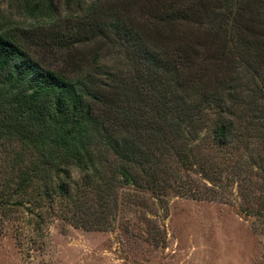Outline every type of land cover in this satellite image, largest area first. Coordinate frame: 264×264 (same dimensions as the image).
Segmentation results:
<instances>
[{"label": "trees", "instance_id": "trees-1", "mask_svg": "<svg viewBox=\"0 0 264 264\" xmlns=\"http://www.w3.org/2000/svg\"><path fill=\"white\" fill-rule=\"evenodd\" d=\"M7 1L6 9L0 7V145L8 143L12 149L2 151L0 158V208L10 204V194L34 191L36 182L46 184L56 198H72L70 167L87 171L95 158L108 153L123 162L127 181L135 182L129 172L147 157L142 143L165 146L168 139H183L203 120L207 104L221 109L215 138L241 144L240 129L250 112L258 110L260 90L246 98L244 76H254L233 56L253 53L260 62L255 72L264 71V18L253 23L243 18L248 11L264 12V0H139L148 12L146 24L157 27L154 33L129 19L127 23L113 4L66 0L63 7L69 14L61 17L54 0ZM18 14L33 24L24 29L23 22L10 20ZM48 24L53 33L41 38ZM204 27L208 59L218 70L211 71L209 61L198 63L202 41L188 36ZM232 27H241L236 37ZM182 28L176 57L164 56L151 44L156 35L171 38ZM34 41L41 42V51L66 54L65 67H45ZM88 43L106 55L82 61L75 50ZM109 57L110 63L102 61ZM249 118L254 123L259 117ZM258 126L264 129L263 122ZM82 184L85 188L87 180Z\"/></svg>", "mask_w": 264, "mask_h": 264}, {"label": "rangeland", "instance_id": "rangeland-1", "mask_svg": "<svg viewBox=\"0 0 264 264\" xmlns=\"http://www.w3.org/2000/svg\"><path fill=\"white\" fill-rule=\"evenodd\" d=\"M54 1L61 17L67 16L66 0ZM85 1L118 6L125 20L137 28L144 27L148 33L157 30L146 24L148 12L139 0ZM9 4L0 0L1 9ZM233 10L238 16L237 8ZM243 18L259 21L264 18L263 9L260 13L248 11ZM10 20L23 22L24 29L33 24L19 14ZM241 27H232L235 37ZM184 30L171 31L175 34L171 38L156 35L154 39V34L149 38L164 56L174 58L181 52ZM194 31L188 36L196 35L203 44L197 50L198 63L209 61L211 71L217 69L208 59L207 27ZM51 33L48 24L40 36ZM40 45L34 41L45 67H65L66 54L58 49L41 51ZM98 53L106 55L95 43L75 50L85 63ZM243 55L237 52L233 58L242 61L241 66L252 72L254 80L246 74L242 90L246 98L254 90L261 92L258 110L250 112L240 129L244 134L239 138L241 144H223L215 138L221 109L207 104L203 120L183 139H168L165 146L142 143L147 157L132 164L129 172L135 182L127 181L123 162L108 153L95 158L79 182L67 178L72 198H56L43 182H36L35 190L26 195L10 194V204L0 208V264H264V129L258 126L264 123V71L255 72L260 62L253 53ZM102 61L110 63L112 58ZM123 68L132 74L129 66L123 64ZM170 87L169 91L173 85ZM249 117L259 118L252 123ZM2 144L0 158L4 157L2 151L12 149L8 143ZM2 165L0 159V170ZM68 168L66 164L64 171ZM84 179L88 183L85 188Z\"/></svg>", "mask_w": 264, "mask_h": 264}, {"label": "clouds", "instance_id": "clouds-1", "mask_svg": "<svg viewBox=\"0 0 264 264\" xmlns=\"http://www.w3.org/2000/svg\"><path fill=\"white\" fill-rule=\"evenodd\" d=\"M84 174V171L78 165H72L70 167V178L72 181L79 182Z\"/></svg>", "mask_w": 264, "mask_h": 264}]
</instances>
